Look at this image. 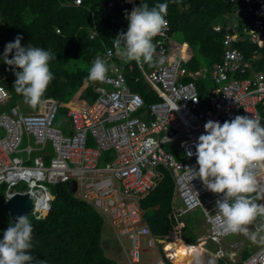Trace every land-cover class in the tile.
Returning <instances> with one entry per match:
<instances>
[{
  "label": "built area",
  "instance_id": "1",
  "mask_svg": "<svg viewBox=\"0 0 264 264\" xmlns=\"http://www.w3.org/2000/svg\"><path fill=\"white\" fill-rule=\"evenodd\" d=\"M231 1H237L232 28L243 8L250 17L251 27L246 30L249 42L264 49L262 8L253 0ZM125 3L128 1L107 0L100 11ZM74 4H81V0H74ZM165 19L167 26L156 36V63L148 70L140 65L148 87L159 97L149 105L127 83L125 70L131 65L111 48L102 55L109 71L104 81L94 82L97 96L91 103L43 96L36 108L26 103L10 105L11 93L0 82V184H6L4 201L14 193H28L33 201L28 216L43 218L54 199L47 184L69 182L73 186L74 182L75 195L111 227L121 249L120 263L125 264H167L160 255L150 262L141 260L142 246L154 248L157 240L143 219L140 200L158 185L162 168L170 171L174 196L181 202V207L175 208L176 219L200 209L207 225L205 239L219 244L232 234L216 219V202L223 194L207 190L195 178V146L207 121L223 124L237 115L260 118L257 105L264 104V71H253L235 46L241 37L237 31L224 34L221 60L210 69L211 87L202 97L195 81L184 80L186 75L201 72L187 70L184 60L190 50L173 48ZM259 55L264 56V52ZM248 70L249 77H238ZM61 106L67 108L63 127L55 125ZM252 171L264 187V162L256 163ZM237 246L232 242L230 250L217 255L230 264L237 263ZM242 264H264V244Z\"/></svg>",
  "mask_w": 264,
  "mask_h": 264
},
{
  "label": "trees",
  "instance_id": "2",
  "mask_svg": "<svg viewBox=\"0 0 264 264\" xmlns=\"http://www.w3.org/2000/svg\"><path fill=\"white\" fill-rule=\"evenodd\" d=\"M135 1V7L147 3L153 7L159 3H167L165 18L170 25V34H180L181 43L187 44L192 55L184 60L187 70L194 72L205 62L208 70L220 62L223 52V37L226 32L237 31L240 39L235 46L251 63L254 71H264V56L259 55L264 49L249 42L246 30L251 27L249 14L243 11L237 19L235 29L232 28V12L235 2L231 0H130ZM107 0H0V64L4 70V85L11 93L10 105L23 99L14 90L17 79L15 71L3 62L5 46L22 36L21 45L29 44L50 50L56 59L50 61V70L54 79L49 84L44 96L54 97L60 101H69L82 86L85 89L81 98L91 103L97 96L92 89V81L86 82L88 70L96 56L107 48H114L113 39L121 31L126 32L129 21L125 12L130 13L131 3L114 6L102 13V6ZM239 2V1H238ZM254 4L263 10L264 0H253ZM240 6L241 3H238ZM243 7V6H242ZM104 10V9H103ZM219 25L220 29L214 27ZM96 29V35L90 37V29ZM153 43L158 46V38ZM256 54V58L254 56ZM14 52L9 54L12 58ZM155 60V59H154ZM131 68L125 70L127 83L131 90L138 92L146 105L159 99L157 94L148 87L137 62L131 61ZM145 70L152 66L142 65ZM251 75V70L238 77ZM189 76L185 81L191 80ZM202 80H195L200 95L206 93ZM259 116L264 118V104L257 105ZM67 108L61 106L55 120V125L63 126L62 118ZM60 119V121H59ZM168 150L169 147L165 146ZM182 158L180 154H176ZM261 187L260 179L256 178ZM69 182H61L52 186L54 199L51 210L43 217L28 218L33 225L30 254L36 264L45 260L46 264H123L108 256L101 244V232L104 218L89 204L75 195ZM6 184H0V239L9 224L14 223L4 209V193ZM174 181L169 170L162 168V177L158 185L140 200L143 219L152 235L157 240L159 254L167 264H230L225 257L202 247H196L194 229L202 212L196 209L183 216L182 232L178 229V220L173 210ZM264 203V200L257 201ZM159 206L158 209L154 207ZM152 208V209H150ZM111 228V227H110ZM112 230V229H111ZM259 243V242H258ZM254 246H245L239 253L237 263L242 264ZM201 252V254H200ZM205 253V254H204ZM208 258H206V256ZM125 264V263H124Z\"/></svg>",
  "mask_w": 264,
  "mask_h": 264
},
{
  "label": "clouds",
  "instance_id": "3",
  "mask_svg": "<svg viewBox=\"0 0 264 264\" xmlns=\"http://www.w3.org/2000/svg\"><path fill=\"white\" fill-rule=\"evenodd\" d=\"M168 4L149 7L141 3L130 13L125 12L129 26L113 39L116 55L125 62L154 65V38L167 26ZM22 36L5 46L3 62L15 71L14 90L24 103L36 108L54 79L50 61L57 57L50 50L29 44L21 45ZM14 55L9 58V54ZM109 71L106 60L97 57L88 70L87 81H104ZM205 133L196 143L195 156L199 166L195 170L206 189L223 194L216 202V219L230 232L242 233L253 243L264 244V187H260L252 168L264 162V126L257 117L237 115L221 124L209 120ZM193 155L191 151L187 153ZM51 210V209H50ZM260 221L257 223V221ZM249 226H252L251 228ZM33 225L28 216L20 215L9 224L0 239V264H32L30 254ZM36 264H46L39 260Z\"/></svg>",
  "mask_w": 264,
  "mask_h": 264
},
{
  "label": "rangeland",
  "instance_id": "4",
  "mask_svg": "<svg viewBox=\"0 0 264 264\" xmlns=\"http://www.w3.org/2000/svg\"><path fill=\"white\" fill-rule=\"evenodd\" d=\"M132 3V2H131ZM181 36H180V34H174V35H172V41L173 42H175V43H177L178 45H179V49H184L185 48V46L181 43ZM191 49V48H190ZM192 51V50H191ZM203 65H205V62H203ZM91 67V66H90ZM4 70H3V67L1 66V64H0V79H2L3 80V78H4ZM206 78V83L208 84V85H210L211 84V82H210V80H209V77L208 76H206L205 77ZM3 82V84H4V81H2ZM65 119V117H63L62 118V120H64ZM59 121H60V119H59ZM61 122V121H60ZM57 126H59V125H57ZM194 162H195V167H196V170H198V168H199V166H198V164H197V161H196V159H194ZM47 186H48V188L49 189H51L52 190V185H49V184H47ZM5 202V201H4ZM176 203H179V201L178 200H176L175 201ZM199 219H201V216H199L198 217ZM198 219V222L197 223H199L200 224V220ZM206 229H207V226L205 225V223H204V226H202L200 229H199V232H201L202 233V235H205L207 232H206ZM200 233V234H201ZM196 236V235H195ZM223 239V240H222ZM221 239V243H222V245L224 246V247H226V248H229V244L231 243V242H237V241H241L240 242V245H239V248H238V250H237V253H236V261H239V259H240V255H239V253H240V251L245 247V246H254V245H256V247L257 246H259V245H257V244H259L258 242H256V243H253L246 235H244V234H240V233H232V234H229L228 236H226V237H223ZM198 242H200V243H198ZM125 243H126V247H128V245H129V242L128 241H125ZM101 244H102V247L104 248V252H105V254L106 255H111V256H113L115 259H119V254H120V252L118 251V249L119 250H121L120 249V247H119V245H118V243H117V241H116V239L114 238V234H113V231L111 230V228H110V226H109V224L107 223V221L106 220H104V223H103V228H102V232H101ZM196 247H200V248H202V247H204V248H206V249H208L209 251H212V252H215V251H217L218 250V247H219V245L218 244H216V243H214V242H211V241H197V243L196 244H194ZM142 249H144V251L141 253V260H142V262L144 263V262H150V261H152L154 258H158L159 257V248H158V245L156 246V247H154V248H149V249H147V247L146 246H142ZM112 251H114V252H112ZM200 254H201V252H200ZM205 254V253H204ZM122 256V255H121ZM120 256V257H121ZM208 256L209 255H207L206 256V258H208ZM122 263H125L124 261H122Z\"/></svg>",
  "mask_w": 264,
  "mask_h": 264
},
{
  "label": "crops",
  "instance_id": "5",
  "mask_svg": "<svg viewBox=\"0 0 264 264\" xmlns=\"http://www.w3.org/2000/svg\"><path fill=\"white\" fill-rule=\"evenodd\" d=\"M128 3H130V2H128ZM132 4V8L134 9L135 8V1L133 2V3H131ZM263 11V10H262ZM92 31H94L95 33L93 34V36L94 35H96V29L94 28V27H92L91 29H90V37H91V35H92ZM92 36V37H93ZM91 37V38H92ZM171 40H172V35H171ZM186 48L188 47V49L190 50V55H188L187 57H186V59H188L191 55H192V51H191V49H190V47L187 45V44H183ZM172 46H173V48H175V49H177V48H179V45L177 44V43H175V42H173L172 41ZM112 49V48H111ZM185 49V48H184ZM104 52H105V50L103 51V52H101L100 54H98L97 56H96V58L97 57H99V58H101L102 59V55L104 54ZM255 56V58L257 57L256 55H254ZM123 62H125L124 60H123ZM128 64H130V62H128ZM131 65V64H130ZM138 65V67L140 68V65L139 64H137ZM142 66V65H141ZM142 68H143V66H142ZM208 67L207 66H205V65H202L198 70H196V72L197 71H200L201 72V74L200 75H186V76H189V77H191L192 79L191 80H193V81H195V80H197V79H199V80H202L203 82H202V84H203V87H204V89H205V91H207V89L208 88H210L211 87V84L210 85H208L207 83H206V76H208L209 77V80H210V82H211V79H210V70H208L207 69ZM144 69V68H143ZM145 70V69H144ZM253 70V69H252ZM140 71H141V69H140ZM189 71V70H188ZM254 71V70H253ZM142 72V71H141ZM190 73H194V72H191V71H189ZM204 73H205V75H204ZM185 76V77H186ZM0 82H2V79H0ZM3 83V82H2ZM93 84H94V82H93ZM93 84H92V86H93ZM85 89V86H82L80 89H79V91L77 92V93H75L74 95H73V97L70 99V100H75V101H85V102H87L86 100H84V99H82L81 98V93L83 92V90ZM92 89H93V87H92ZM11 100V99H10ZM69 100V101H70ZM63 102V101H62ZM68 102V101H67ZM17 103H23L24 104V100L23 99H21V100H19ZM88 103V102H87ZM260 119V121H261V124H262V126H264V118H259ZM65 120V119H64ZM64 120H62V122L63 123H65V121ZM60 126V125H59ZM60 127H63V126H60ZM176 200H178L179 201V203H176L175 201ZM172 203H173V210H174V212H175V208H180L181 207V202H180V200L177 198V197H175L174 196V192H173V200H172ZM188 213V212H187ZM186 214V213H185ZM185 214H183L182 216H180V218L179 219H177L178 220V222H179V224H178V229H179V232L181 231L182 232V227H183V225H184V219H183V216L185 215ZM175 216V215H174ZM199 219V218H198ZM198 219H197V222H198ZM200 220V224L199 223H197L196 222V228L194 229V233H195V235H196V242L197 241H210V240H208V239H205V235H202V233L201 232H199V229L202 227V226H204V219H203V215L201 214V219H199ZM260 221L258 220L257 221V223H259ZM206 225V224H205ZM207 226V225H206ZM206 232H207V229H206ZM201 233V234H200ZM223 240V239H222ZM212 242V241H211ZM240 242L241 241H237V243H238V246H237V249H236V253H237V250H238V248H239V245H240ZM198 243H200V242H198ZM214 243H216V242H214ZM232 243V242H231ZM230 243V244H231ZM216 244H218V243H216ZM230 244H229V248H226V247H224L223 245H222V243H221V241H220V243L218 244L219 245V247H218V250L217 251H215L214 253H216V254H218L219 255V253H225L227 250H230L231 248H230ZM261 243H259V244H257V245H260ZM254 247L256 248V245H254ZM118 251H119V249H118ZM112 252H114V251H112ZM110 257H111V255H109ZM120 254H119V262L121 261V259H120ZM113 257V256H112ZM114 258V257H113Z\"/></svg>",
  "mask_w": 264,
  "mask_h": 264
},
{
  "label": "water",
  "instance_id": "6",
  "mask_svg": "<svg viewBox=\"0 0 264 264\" xmlns=\"http://www.w3.org/2000/svg\"><path fill=\"white\" fill-rule=\"evenodd\" d=\"M75 183L73 182V191H75ZM12 191V189H11ZM10 191V192H11ZM33 207L32 198L28 193H14L11 197L5 200L4 209L8 213L10 219L15 222V218L20 215L28 216L30 210ZM159 206L154 207L158 209ZM152 209V208H150Z\"/></svg>",
  "mask_w": 264,
  "mask_h": 264
},
{
  "label": "bare ground",
  "instance_id": "7",
  "mask_svg": "<svg viewBox=\"0 0 264 264\" xmlns=\"http://www.w3.org/2000/svg\"><path fill=\"white\" fill-rule=\"evenodd\" d=\"M127 1L131 3V1H130V0H127ZM132 3H133V2H132ZM182 51L184 52L185 50H184V49H182Z\"/></svg>",
  "mask_w": 264,
  "mask_h": 264
}]
</instances>
